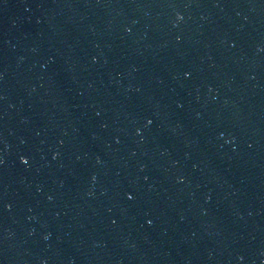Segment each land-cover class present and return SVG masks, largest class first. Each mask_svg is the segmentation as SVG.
Wrapping results in <instances>:
<instances>
[{"label": "water", "instance_id": "95a60500", "mask_svg": "<svg viewBox=\"0 0 264 264\" xmlns=\"http://www.w3.org/2000/svg\"><path fill=\"white\" fill-rule=\"evenodd\" d=\"M0 264H264V0H0Z\"/></svg>", "mask_w": 264, "mask_h": 264}]
</instances>
